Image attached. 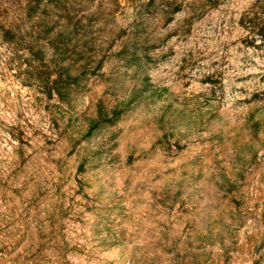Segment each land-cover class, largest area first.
Listing matches in <instances>:
<instances>
[{
	"label": "rangeland",
	"instance_id": "1",
	"mask_svg": "<svg viewBox=\"0 0 264 264\" xmlns=\"http://www.w3.org/2000/svg\"><path fill=\"white\" fill-rule=\"evenodd\" d=\"M253 2L0 0V264H264Z\"/></svg>",
	"mask_w": 264,
	"mask_h": 264
},
{
	"label": "trees",
	"instance_id": "2",
	"mask_svg": "<svg viewBox=\"0 0 264 264\" xmlns=\"http://www.w3.org/2000/svg\"><path fill=\"white\" fill-rule=\"evenodd\" d=\"M252 11L250 15H246V23L249 27V29L256 34L258 39L264 42V0H254L252 5ZM11 30L4 29L2 36L4 40H10L11 39ZM57 78H54L51 80L50 85L48 87H52L56 82ZM52 91H49V94H51Z\"/></svg>",
	"mask_w": 264,
	"mask_h": 264
}]
</instances>
